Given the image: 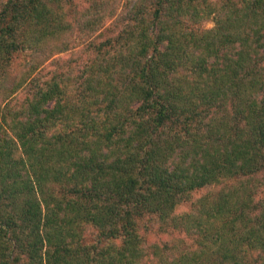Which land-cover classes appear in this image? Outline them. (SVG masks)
Here are the masks:
<instances>
[{
  "label": "trees",
  "instance_id": "16d2710c",
  "mask_svg": "<svg viewBox=\"0 0 264 264\" xmlns=\"http://www.w3.org/2000/svg\"><path fill=\"white\" fill-rule=\"evenodd\" d=\"M148 259L264 264V0H0V264Z\"/></svg>",
  "mask_w": 264,
  "mask_h": 264
},
{
  "label": "rangeland",
  "instance_id": "374dc122",
  "mask_svg": "<svg viewBox=\"0 0 264 264\" xmlns=\"http://www.w3.org/2000/svg\"><path fill=\"white\" fill-rule=\"evenodd\" d=\"M212 25V23L210 21H206L203 26L206 27H210ZM47 62L49 61L46 60ZM258 178L261 179L263 178L262 173L258 174ZM261 193H259L260 195ZM86 240L89 238H91L92 236L89 234H85ZM171 238H173L171 240ZM146 242L147 243H160V242H169V243H174V245L178 248V249H186V248H190L192 246V239L185 235L184 233L181 232H177V231H171L168 233H161V232H155L154 228L149 231L146 236H145ZM145 264H151V261L148 259L147 261H145Z\"/></svg>",
  "mask_w": 264,
  "mask_h": 264
}]
</instances>
